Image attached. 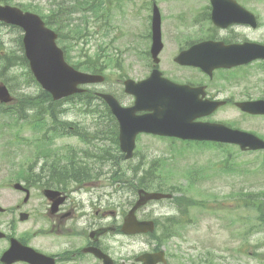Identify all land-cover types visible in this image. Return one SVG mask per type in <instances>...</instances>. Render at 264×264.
<instances>
[{
    "label": "rangeland",
    "instance_id": "1",
    "mask_svg": "<svg viewBox=\"0 0 264 264\" xmlns=\"http://www.w3.org/2000/svg\"><path fill=\"white\" fill-rule=\"evenodd\" d=\"M160 1L166 14L171 15L178 14L181 10H189V8L195 7V3L198 2L197 0H173L172 5L169 6L170 1ZM20 3L39 5L45 13H49L51 8L58 9L59 0L11 1V4L14 5ZM130 6L128 9L124 8L116 11L113 7L111 20L115 18V15H122L123 17L127 13L128 28L132 26V17L134 15L131 13ZM169 7L171 8L170 10L168 9ZM63 12L64 9L62 10ZM256 15L260 20V27L256 28V33H253V35L256 36V41L264 42V0L256 4ZM74 17L85 19L86 15L80 12ZM82 19H78V23L85 25ZM88 19L90 20L88 37L82 39L80 36H75L73 40L66 43L67 47L72 46L71 59L77 63L79 60L85 61L86 54L94 56V52L97 49L98 40L93 35L95 28L93 18L88 17ZM174 23H178V21H174ZM181 23H189V19L186 22L179 20L178 24ZM121 27L122 29L126 27L124 20ZM68 29L66 28L65 30L68 31ZM0 37L4 42V45L0 48L2 55L23 54L22 46L19 42V32L16 29L11 28L9 25L2 26L0 28ZM101 44L104 45V43ZM78 51H82L79 56ZM123 55L118 57L121 64L119 68L114 62L110 63V67L106 72L107 81L96 85L98 89L113 90L123 97L125 93L122 81L126 77V73L127 76L137 79L147 76L148 72L143 61L135 63L134 67H130L124 61ZM259 64V62H254L244 68V84L241 93H238L237 89L229 90V92L224 91L220 95L221 98L232 95L238 100L264 97V72L260 69ZM26 70L25 67L16 66L8 74H5V79L12 86L11 92L15 96L39 92V86L28 79L27 74H25ZM162 70L169 77L175 78L178 75V72L171 64L162 65ZM12 73L17 75L15 79L11 78ZM216 92V90H211L212 94ZM63 107L68 109L63 119L74 121L84 126L86 131H94L97 122V112H89L85 106H82L81 109L78 100H67L64 102ZM29 112L35 115L34 110ZM34 115H31L28 121L17 119L11 115L0 116V185L9 183L11 179L15 180L13 178L15 177V172L18 171L21 165L27 166L31 161H33V164L36 163L34 157L36 156L37 148L34 142H36L41 132L34 127L37 124L34 120ZM201 120L220 121L231 126L235 125L264 138V115L246 114L232 105L223 107L212 115L202 117ZM95 137L96 135H92L88 141H83L79 136L67 135L57 139L55 147L59 151L67 153L78 151L79 154L106 153L108 150L110 153L103 156L113 158L116 153V146L113 149L112 144L103 143ZM172 142L165 139V137L142 135L138 138L136 153L132 159L115 158L111 160L110 175L113 176L111 182L114 184L112 188L116 190L112 201L116 203L118 211L123 213L130 208L129 201L135 197L133 187L137 182V178L134 175L140 176L144 168L153 166L156 168V174L160 175V177L168 175L162 181L159 180L164 187L167 184L186 185L187 181L182 175L187 174V171L193 170L195 171L194 177L188 181L189 194L195 198L196 204L203 203L204 206H207L202 209L196 208L192 210L190 224L185 228L178 229L180 237L170 241L169 248L175 253L183 255V258L187 257V259H184L186 264H193L189 261L190 258L195 259L200 255L205 256L209 253L219 257L221 264H264L260 261V257L254 254L256 253L254 251L255 245L260 241L259 237H251V245L249 240H244V243H242L244 234L262 230L260 227L262 223L260 221L259 223L256 222V211L249 209L251 197L249 196L243 206H240L241 200L239 198L245 193L250 194L251 192L252 195L263 197L260 189L264 188V173L256 174V171L260 169L259 164L261 158L264 157V153H261L262 151L242 152L239 147L231 144L220 147L215 145L188 146L184 145L179 139H175L174 143ZM100 148H102L101 151ZM86 161L95 165L99 170H108L109 165L97 162L92 157L86 158ZM37 162L36 170L38 173L43 171L44 160L38 159ZM135 168H138L140 172L137 173L134 170ZM60 171L66 176L75 175L69 164ZM116 173L123 175L119 181ZM94 181L107 182L104 175L94 176L84 181L86 182L84 184L85 190L102 191L103 188L94 185ZM155 182L157 185L158 181ZM146 211L147 214L150 213L157 216L162 214L170 215L175 213L176 210L170 202L153 201L147 206ZM255 228L256 230H253ZM118 239L123 240V238L119 237ZM241 243L246 249L243 252H238L237 249ZM130 249L131 253H136L141 249L140 238L133 240Z\"/></svg>",
    "mask_w": 264,
    "mask_h": 264
},
{
    "label": "flooded vegetation",
    "instance_id": "2",
    "mask_svg": "<svg viewBox=\"0 0 264 264\" xmlns=\"http://www.w3.org/2000/svg\"><path fill=\"white\" fill-rule=\"evenodd\" d=\"M168 1L171 6L173 0ZM197 1L195 7L171 15L166 14L160 0H125L126 8L131 5V13L134 15L132 26L129 25L128 28L127 13L123 17L115 15L108 45L117 51L118 44L122 43L124 61L130 67L143 61L147 76L154 68L162 70V65L171 64L178 75L170 79L177 83L207 85L212 96H220L224 91L234 89L241 93L244 84L242 65L218 68L209 76L199 68L179 64L177 58L194 44L206 40L222 42L224 46L256 42V36L253 35L256 33V26L243 21L233 22L232 16L228 24H218L213 19V10L215 6H219L232 15L246 9L256 17V4L259 0ZM155 7L161 12L159 27L162 44L156 42L154 46ZM178 19L182 22L189 19V23L178 24ZM123 20L126 22L124 29L118 26ZM97 28L100 38V26ZM207 52L209 60L216 61L220 59L217 55L230 52V48L217 47ZM226 61L231 62L233 58L228 57ZM257 62L260 66L263 64L262 60ZM213 88H216L215 94L211 93ZM226 99L232 101V104L238 101L233 95ZM120 101L131 106L134 96L125 93L123 97L120 96ZM94 128L103 143L111 144L119 140L118 121L113 124L101 123ZM77 163L79 166L72 169H76L74 173L80 174H76V179L73 175L66 176L58 183L52 180L49 172L44 171L38 176V163H35L30 168V177L24 184V189L16 188L14 183L0 185V264H33L30 262L31 258L39 261V264H145L142 260L144 254L153 253L158 256L162 250L165 251L166 261L157 257L155 259L160 261L152 264H176V258L165 242L167 234L164 224L162 223L163 230L158 231L157 219H154V215L147 214L149 204L138 210V218L153 219L155 230L135 234H128L123 230L126 213L122 215L118 212L116 203L112 201L116 190L112 188L111 161L103 156V164L109 167L108 170H100L107 182L94 181V185L103 188L99 192L85 190L83 157ZM46 189L59 193L47 196ZM260 227L262 230L253 232L252 237L260 238L254 251L264 263V221ZM138 238L141 240V249L131 253L130 245ZM11 247L13 251L7 253Z\"/></svg>",
    "mask_w": 264,
    "mask_h": 264
},
{
    "label": "water",
    "instance_id": "3",
    "mask_svg": "<svg viewBox=\"0 0 264 264\" xmlns=\"http://www.w3.org/2000/svg\"><path fill=\"white\" fill-rule=\"evenodd\" d=\"M245 15L251 19L246 22L255 24L254 16L245 10ZM228 16L226 11L219 6L214 7L213 17L219 24H226L220 20ZM0 20L13 23L22 27L25 31L23 43L25 54L30 67L42 87L49 91L55 100L84 91L81 84L96 83L104 80L101 74H92L79 71L66 62L63 50L57 45V34L46 27L42 18L36 13L24 12L19 7L0 4ZM237 20V19H234ZM155 32L154 46L160 40V14L156 10L154 16ZM257 24V22H256ZM214 44V43H213ZM210 45L202 43L195 46L193 52L186 56H192L194 65L210 71L213 66L203 59L201 47ZM218 45V44H216ZM238 49L245 47V52L238 62L247 63L257 57H264V46L254 43H245L236 46ZM196 50V52H195ZM185 56H181L183 58ZM244 58V59H243ZM237 63H217L216 66H233ZM126 91L136 96L135 104L131 107H123L110 93H101L111 106L120 123L121 148L126 157L133 155L136 145V136L140 132L154 133L158 135L173 136L188 140H216L237 143L242 149L264 148V140L257 135L240 129L228 127L222 123L198 121L199 117L208 115L217 109L223 102L203 101L199 97L201 89L188 91L185 86H179L161 76L155 69L152 75L142 81L132 79L125 81ZM204 95V93H203ZM8 88L0 83V101L11 102ZM238 106L252 114H264V100H250L239 102ZM144 110L147 113L137 115L136 112ZM52 192L51 190L47 191ZM171 194L161 192H149L139 190V199L126 218L125 229L127 232H141L153 229L152 222H140L136 219V209L152 199L171 197ZM153 256H145V264H152Z\"/></svg>",
    "mask_w": 264,
    "mask_h": 264
},
{
    "label": "trees",
    "instance_id": "4",
    "mask_svg": "<svg viewBox=\"0 0 264 264\" xmlns=\"http://www.w3.org/2000/svg\"><path fill=\"white\" fill-rule=\"evenodd\" d=\"M11 1L12 0H0V2H4V3H8ZM20 6L25 10H33V11H36L40 14H43L48 25L56 26V27H58V29H60L63 26V24H65V21L61 20L58 17L59 16L58 14H60V13L58 11H56L55 9H52L48 14H45L44 10L39 5H34L33 3H20ZM58 6L61 9L62 8L67 9L69 12H74V11L83 12L84 14H91L92 16H93V13L95 12V10L98 9V7H100V6H98V0H59ZM56 16L58 18H56ZM86 28H87V25H86ZM80 29L82 31V28H80ZM19 42L22 45L21 40H19ZM22 49H23V47H22ZM86 60L87 61L84 65H81L78 62V63H75V66L79 67V68L84 66L85 69L93 71V72H102L105 68V65H103V63H101L99 60L95 59L91 55H88L86 57ZM15 64H16V66L25 67L27 69V75L29 76L30 80L32 82L36 83L33 75L31 74V72L28 69V61H27L24 54H22V55H8L5 58L2 66L0 67V80L8 82L5 79V74H8L11 71V69L13 68V66H15ZM16 76H17L16 74L12 73L11 78L15 79ZM94 97H95V95L92 92L88 91L87 93H80V94L73 95V96L69 97L68 99L78 100V102L79 101L82 102L81 99H84L87 103H90L93 101ZM68 99H66V100H68ZM63 101H65V100L54 101L52 99V96L48 92L41 90L37 94H23L19 98V100H18L19 104L16 107H18L19 110H23L24 114L26 112L25 109L32 107V109H34L35 111L38 110V114L36 115V116H38V118L44 119L45 114L49 113L50 114L49 119H52L53 121H57L60 117V115H58V112L60 113L59 110H63L61 107ZM7 110H8V108H5L3 111L6 112ZM64 124H65V127H66V125H68L67 122ZM67 128H69V127H67ZM186 143L192 144V143H194V141H187ZM54 167H56V166L54 165ZM56 169H58V168H56ZM60 170H62V168ZM60 170H59V172H57L58 173L57 176L62 177L64 175V173L61 172ZM153 178H154L153 177V171L150 170V171H148L147 175L141 177L138 180V186L145 187V188L157 187L158 189H162L163 185L161 183H159V185H156V183L153 182ZM195 204H196V201L193 200L188 204V207L193 206ZM185 211H187V209ZM208 264H210L209 260H208Z\"/></svg>",
    "mask_w": 264,
    "mask_h": 264
}]
</instances>
